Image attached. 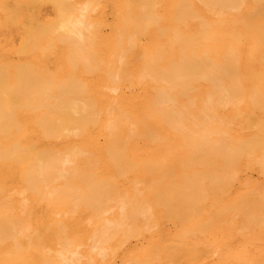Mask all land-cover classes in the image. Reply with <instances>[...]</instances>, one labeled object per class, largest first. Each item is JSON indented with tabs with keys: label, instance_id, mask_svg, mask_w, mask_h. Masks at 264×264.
<instances>
[{
	"label": "bare ground",
	"instance_id": "bare-ground-1",
	"mask_svg": "<svg viewBox=\"0 0 264 264\" xmlns=\"http://www.w3.org/2000/svg\"><path fill=\"white\" fill-rule=\"evenodd\" d=\"M231 243L264 264V0H0V264Z\"/></svg>",
	"mask_w": 264,
	"mask_h": 264
},
{
	"label": "rangeland",
	"instance_id": "rangeland-1",
	"mask_svg": "<svg viewBox=\"0 0 264 264\" xmlns=\"http://www.w3.org/2000/svg\"><path fill=\"white\" fill-rule=\"evenodd\" d=\"M252 176H256V175L253 173ZM105 179L108 180V181H106L107 184H108V182L111 184V182H112V180H113V179H111V178H105ZM105 179H102V180H105ZM109 179H110V180H109ZM100 181H101V180H100ZM110 181H111V182H110ZM103 182H104V181H103ZM113 182H114V181H113ZM113 182H112V184H111V187H112V188L109 186L111 189H114V187H115V186H114V187L112 186V185H113ZM165 182H167V181L163 180V182H160V183L152 182V184H153L154 186H151L152 188L149 187L150 190L152 191V192L149 191V192H150V193H149V194H150V198L153 197V199H155V196H156V193H157V197H160V196H161V199H162V200H163V199L166 200V201L168 200V201L171 203L170 205H172L173 202H175V203H176V202H179V200L175 199V198H174V195L171 193L173 188L168 190V188L170 187V185H169V187L167 188V190L162 189V188L164 187V185L167 184V183H165ZM101 183H102V181H101ZM98 184H100V183H98ZM102 184H103V183H102ZM114 184H115V183H114ZM150 184H151V183H150ZM105 185H106V184H105ZM108 185H109V184H108ZM119 186H121V187H122V186H124V187L127 186L128 188H130V187L132 186V184H128V185H119ZM157 186H158L159 188H158ZM171 187H172V185H171ZM164 188H166V187H164ZM152 189H153V190H152ZM154 190H155V191H154ZM158 190L162 191V193H159V194H161V195L158 194ZM160 191H159V192H160ZM152 194H154V196H153ZM162 195H163V196H162ZM171 199H173V200H171ZM164 200H163V201H164ZM176 200H177V201H176ZM168 201H167V202H168ZM165 204H166V202H165ZM212 226H213V225H212ZM219 227L221 228L220 225H219ZM168 228H169V227H168ZM169 231H170L171 234L173 235V231H172V228H171V227L169 228ZM158 236H159V237H158ZM154 238H155V239H154L153 241H154V242H159L160 249L162 250V252H164V251H165V252L170 251L171 253H173V247H171V248H170V247H166V246H168V243H167V245H166L165 247H162V242L164 243V241H166L167 239H168V240H167L168 242H169V241L171 242V245L173 244V241L170 240V238H168V237L165 235V232H164V231H162V232L156 231V234H155ZM161 240H162V241H161ZM167 241H166V242H167ZM219 242H220V241H219ZM165 244H166V243H165ZM165 244H163V245H165ZM169 244H170V243H169ZM171 245H170V246H171ZM172 246H173V245H172ZM220 246H221L220 249L216 248V249L211 250V251L207 250L208 252H211V256H212L213 254L216 255V256L218 255V256H217L218 258H216V256H213V257H210V256H209L210 258H209V257L207 258V257H206V256H207V255H206V252H207L206 250H205V251H206L205 253L201 252V250H198V254H197L196 258H194V259L192 260V262H191V260L188 261L187 258H186V259L184 258V260L182 259L181 262H182V263H185V264H196L195 260H197V261L199 260V263L197 262L198 264H204V262H202L203 260L201 261V259H204L205 257L207 258V259L205 258V261H206V260H212V261H214L216 264H221L222 261H227V260H230V261H231V260H233L234 257H235V255L233 254L234 250H232V249L234 248V247H233V244L231 243V245L226 246V247H225L224 244H222V245H220ZM230 246H232L233 248L230 247ZM161 247H162L163 249H162ZM218 247H219V245H218ZM164 248H165V249H164ZM223 251H224V252H223ZM199 252H200V253H199ZM225 252H226V253H225ZM227 252H228V253H227ZM145 253L147 254V252H145ZM221 253H222V254H221ZM199 254H200V257H201V258H199ZM213 258H214V260H213ZM226 258H227V259H226ZM228 258H229V259H228ZM215 259H216V260H215ZM217 260H218L219 263L217 262ZM219 260H220L221 262H220ZM1 263H4V262L2 261Z\"/></svg>",
	"mask_w": 264,
	"mask_h": 264
}]
</instances>
